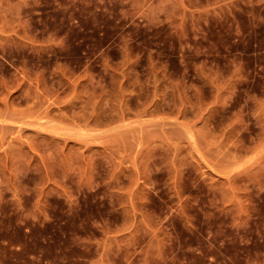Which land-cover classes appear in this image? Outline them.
I'll use <instances>...</instances> for the list:
<instances>
[{
  "label": "rangeland",
  "instance_id": "1",
  "mask_svg": "<svg viewBox=\"0 0 264 264\" xmlns=\"http://www.w3.org/2000/svg\"><path fill=\"white\" fill-rule=\"evenodd\" d=\"M0 264H264V0H0Z\"/></svg>",
  "mask_w": 264,
  "mask_h": 264
}]
</instances>
